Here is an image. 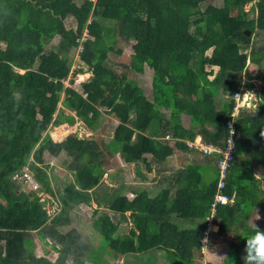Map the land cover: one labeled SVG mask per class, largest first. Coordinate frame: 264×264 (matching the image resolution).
I'll list each match as a JSON object with an SVG mask.
<instances>
[{
  "label": "trees",
  "instance_id": "1",
  "mask_svg": "<svg viewBox=\"0 0 264 264\" xmlns=\"http://www.w3.org/2000/svg\"><path fill=\"white\" fill-rule=\"evenodd\" d=\"M216 1L220 3L0 0V264H66L69 259L83 264L91 248L67 226L70 213L75 206L91 207V192L101 184L104 164L116 154L127 163L154 169L165 187L147 197L135 186L132 199L117 195L109 201L110 211L130 212L135 226L113 235L118 223L99 213L91 222L100 240L91 261L99 264L105 255L135 258L158 249L171 255L174 264H194L213 206L215 233L231 239L222 264H244L245 238L254 233L246 217L254 206L264 210V188L256 178L258 166L264 172V50L252 43L264 33V0H255L247 11L244 4L253 0ZM199 11L203 18L191 24L188 16ZM56 35L57 50L45 52ZM117 39L133 42L121 74L106 58L107 50L121 51L115 47ZM75 55L92 74L78 89L63 85ZM206 65L218 69L213 73ZM249 65L256 67L253 76L262 83L256 93L258 108L235 112L234 94L241 85L253 87L240 79ZM145 69L151 71L148 95ZM61 93L63 108L92 131L106 115L118 116L112 138L104 142L69 134L61 141L51 139L49 124L74 123L73 116L57 108ZM182 115L189 118L187 128ZM165 134L176 139V149L185 156L182 167H166L173 149L167 140L156 139ZM197 136L218 150L206 153L190 146ZM229 141L233 147L226 155ZM44 155L60 157V165L71 170L72 180L56 194L44 169L49 166L40 165ZM222 159L228 177L220 192L231 202L213 204ZM23 167L41 191L56 199L59 208L52 215L43 209L37 189L13 178ZM136 175L145 180L140 168ZM34 236L54 249V261L33 252Z\"/></svg>",
  "mask_w": 264,
  "mask_h": 264
},
{
  "label": "rangeland",
  "instance_id": "2",
  "mask_svg": "<svg viewBox=\"0 0 264 264\" xmlns=\"http://www.w3.org/2000/svg\"><path fill=\"white\" fill-rule=\"evenodd\" d=\"M206 1L214 5H216L215 3H220L216 0ZM254 2L255 0L245 3L243 6L244 11H247L252 5H254ZM188 17L189 22L193 24L194 21L202 19L203 14L201 11H199L196 14L189 15ZM69 24L70 22L67 19L65 21V25L68 27ZM259 33L260 34L258 37L252 38V43L253 45L261 47L264 50V33ZM83 35L87 36L85 31L83 32ZM59 38L60 37L58 35L53 37L50 42L44 47V51H56ZM0 45H3V43ZM132 45V41L124 42L123 40L117 39L115 47H120L121 51L117 53H112L111 51L107 50L106 58L110 61V65H114L113 69L116 73L121 74L124 70V66H121V64H127L128 57L132 53ZM206 54H210V49L206 51ZM262 62L264 63V58L262 59ZM205 69H211L214 73L216 72L218 67L206 65ZM256 71V67L249 65L245 69V72L243 71L240 74L241 81H250L253 83V87L246 88L245 85H241L238 92L234 94V100L236 103L234 106L235 110H233L235 112H238V110L241 108H244L246 111L251 113L257 110L258 95L256 93L261 89L262 83L260 80L254 78L253 75ZM213 73L209 76L210 79H212ZM248 75H251V78ZM91 76V72L86 69V66L79 60L78 56L75 55L70 66L69 76L65 78L63 85L65 87H72L73 89H78L80 88L81 83L89 80ZM142 76L144 80L143 84H145L143 87L145 89L146 95H148L151 86V71L148 69L143 70ZM191 76L192 70L189 69L186 71V77L190 79ZM245 93H252V95L249 97V99H245ZM62 96L63 93H61L60 101L57 104V108L64 110L65 114L73 116L74 123H68L67 120H63V122L58 125L49 124L47 126L46 132L51 139H53L54 141H61L69 134H74L82 139H101L104 142H107L112 138L114 129L120 122L118 116L106 115L103 118L100 126H98L96 130L92 131L91 129L86 127L82 123V121L75 117L72 111L63 108L60 103ZM245 110L244 112H246ZM101 111L104 112L105 110L101 109ZM55 115L56 112H54L53 117ZM131 117L134 118V115H131ZM180 119L182 120V125L187 128V122L189 119L188 116L182 115ZM133 134L131 136L130 142H134L135 140V134ZM156 139L167 140L168 145L173 149V153L167 156L165 159L167 168L182 167L187 162L182 152L176 149V139L171 137L170 134H165L163 137H158ZM200 143L201 141L197 136L194 139V142H192V145L202 149L203 146L201 148ZM196 151L197 150L191 151V155H194ZM59 159L60 157L50 158L47 155H44L43 163L40 164H47L49 166L48 168L44 169L47 174L50 175L49 182L51 188L54 190V194L60 191L63 188L64 183H66L71 178V170L65 168L64 166H61L58 162ZM148 159L149 155H146V160ZM68 163L69 162H67L65 165L69 166ZM137 168H140V171L145 177V180L139 179V176L136 175ZM21 170L22 173H20V175H22L24 172L30 173L27 167H23V169ZM160 178L161 177L155 173L154 169L152 170L151 168V170H148L143 163H139V165L135 166L134 163L124 162L119 154L109 157V163L107 165L104 164V173L100 182L101 184L98 187H95L96 189H93L91 192L94 195L93 199H90L89 204L91 207L85 205L75 206L70 213V222L69 225H67L69 226V228H74L79 233L81 238L85 242H88L90 245L91 250L87 254L86 258H83V264H95L93 261H91L89 255L94 254L96 250V245L99 243L100 240L99 235L93 230L91 222L99 213H106L107 216L111 217L113 222L118 223L117 229L115 230L116 232H114L113 235L124 231V229L128 230L129 228H133L135 226V217L131 216L129 214L130 212L127 211L124 214H120L110 211L107 206L109 201H111L117 195H125L128 199H132L135 193L130 190L134 189L135 186L138 191H145L147 197L153 196L158 189L165 187V182H158ZM256 178L260 181V187L264 188V172L261 166H258V168L256 169ZM36 189H34L36 190L34 192L38 195L39 201L42 203L43 209H45V211L49 215L55 213L59 208L58 203L54 202L56 199L49 193L41 191L39 185ZM90 191L91 190H89V192ZM174 191L175 188H172L169 191V195L171 197L174 195ZM94 198L99 200L100 204H97ZM226 202H231V199H227ZM211 210L213 211L214 208L212 207ZM257 215L260 217L258 220H256ZM211 216L212 212L208 216L209 221H207V228L205 229L200 241L202 248L201 250L196 251L195 253L194 264H208L210 262L222 264L225 256L228 253V247L231 242V239L226 235L218 236L215 233L216 226L213 224ZM245 223L253 228L255 223L258 228L264 229V210L258 206H254L251 213H249L248 217H246ZM33 242L34 245L32 247V250L37 256H44L49 261L55 260L57 253L52 247H50L48 244H44L41 240H38L36 236L33 237ZM2 250V241H0V251ZM103 257L104 258L101 259V262L99 264H174V258L171 255L158 249L150 250L145 254H136V259L130 258L126 255H119L117 259H113L110 256L106 255ZM66 264H73L72 260L69 259Z\"/></svg>",
  "mask_w": 264,
  "mask_h": 264
},
{
  "label": "clouds",
  "instance_id": "3",
  "mask_svg": "<svg viewBox=\"0 0 264 264\" xmlns=\"http://www.w3.org/2000/svg\"><path fill=\"white\" fill-rule=\"evenodd\" d=\"M251 95L252 93H245L244 98L249 99ZM261 135H264V133H261ZM200 144H203V143H200ZM190 146H194L192 145V142L190 143ZM194 148H198V147L194 146ZM33 181L34 180L32 178V182ZM28 186L32 187L31 185H28ZM36 188H33V189H36ZM259 218L260 217L257 215L256 220H258ZM245 240H246V246L244 249L245 255L242 258L244 261V264H264V231L260 230L254 223V233L252 235L247 236Z\"/></svg>",
  "mask_w": 264,
  "mask_h": 264
},
{
  "label": "built area",
  "instance_id": "4",
  "mask_svg": "<svg viewBox=\"0 0 264 264\" xmlns=\"http://www.w3.org/2000/svg\"><path fill=\"white\" fill-rule=\"evenodd\" d=\"M233 109L235 110V108H233ZM230 124L232 125V123H230ZM200 146H201V148L203 146V148L202 149L198 148V149L201 150L202 152H206V153H210L212 151H217L218 150V148H215L212 145L200 144ZM232 147H233V144H232V142H230L229 145L227 146L226 150H225L226 151L225 152L226 155L229 154V152L231 151ZM217 167H218V182H217V191H216V194H215V202L213 204H215L217 202L225 203L227 201V199H228L225 194H222L220 192L221 188H223L224 183H225L224 179L227 178V172H226V170H227V161L225 159H222L220 162H218ZM13 178L17 179V180H19L20 178L23 179L24 183H26L27 185H31L32 186L31 188H36L37 187V184L34 181L32 182V178H31L29 173H25L24 172L22 175L16 173V174H14ZM228 200H230V199H228ZM213 211L211 210L212 215H213ZM206 219H207V221H209L208 217ZM211 220H212V216H211Z\"/></svg>",
  "mask_w": 264,
  "mask_h": 264
},
{
  "label": "crops",
  "instance_id": "5",
  "mask_svg": "<svg viewBox=\"0 0 264 264\" xmlns=\"http://www.w3.org/2000/svg\"><path fill=\"white\" fill-rule=\"evenodd\" d=\"M124 161V160H123ZM125 162V161H124ZM70 180H72V175H71V178H70Z\"/></svg>",
  "mask_w": 264,
  "mask_h": 264
}]
</instances>
